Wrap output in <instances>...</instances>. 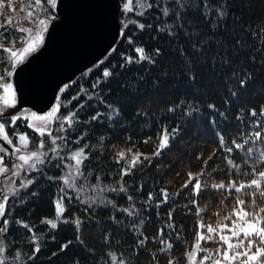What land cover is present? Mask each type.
Returning <instances> with one entry per match:
<instances>
[{"label":"trees","instance_id":"obj_1","mask_svg":"<svg viewBox=\"0 0 264 264\" xmlns=\"http://www.w3.org/2000/svg\"><path fill=\"white\" fill-rule=\"evenodd\" d=\"M21 1L27 9L24 0ZM225 3L231 15L215 31L209 28L199 12L185 17L189 32L192 28L199 29L201 36L210 41L199 54L192 52L190 44L198 42L200 37L189 39L183 31L170 37L166 32L157 31L158 25L174 22L173 16L166 18L162 15L164 6L174 8V5L158 2L151 9L144 10L140 17L139 21L145 25L143 30L138 24L127 26L114 51L68 85L61 95L60 115L76 112L78 122L61 132L60 135L67 138L61 143L68 151L89 145L85 150L89 160L82 166L85 176L79 182L91 189L97 184L109 189L101 192L107 194L106 200L89 207V203H82L81 199L66 198L62 220L67 222L58 223L57 229L42 223L55 218L56 201L62 195L60 189L64 188L60 180L48 179L60 177L64 168L63 161L50 157L39 167L41 171L32 174L35 183L21 189L6 206L4 218L10 224L2 236L7 256L5 264H112V254L122 256L127 264H169V260L174 264H187V252L191 250L197 232L208 235L206 228H199L198 223L202 222L199 218L203 217L205 222L222 218L236 202L238 194L234 191L217 190L210 185L221 181L227 184L229 180L248 182L253 178V166L264 169V162L258 161L257 157L247 159V148L264 150L263 141L249 142L244 149H236L231 143L233 139L242 143L257 130L264 134V126H257V121L264 125V116L248 114L253 108L259 113L264 105V54L255 51L258 38L244 31L249 26L257 30L264 27V0H225ZM0 19L2 22L4 17L0 16ZM0 32L8 37L7 40L0 38L2 43H10L15 34L12 27L0 29ZM237 35L248 42V48L234 54L231 48L235 44L233 37ZM216 41L220 42L219 46ZM181 46L187 60L180 55ZM136 47H144L154 56L156 63H133L121 68L125 57L137 56ZM156 48L161 50L159 56H155ZM225 55L230 59L229 64L221 63ZM253 56L255 60L251 59ZM213 57L217 58L214 60ZM1 69L0 65V72ZM105 69L112 71L113 75L104 78ZM234 69H247L254 77L245 89L237 90L236 96L229 91L230 87L236 90L229 78ZM97 80L101 83L93 89ZM81 104L83 108L79 107ZM189 104L199 111L186 115V111H190ZM208 104L216 105V110L209 109ZM170 107L174 111H168ZM240 109L244 110L243 122L235 119ZM220 111L225 113L223 118L217 114ZM96 113L102 115L91 120ZM176 127L180 131L170 146L160 156H154L163 129L171 131ZM217 133L225 136L224 147H233L231 154L221 147ZM81 136L84 138L74 143ZM122 148L148 155L151 160L132 168L131 174L124 176L123 181L121 166L116 162V153ZM209 156H212L211 160H208ZM225 156L240 165L239 172L227 164ZM205 160H208L207 165ZM202 169L203 191L193 195L195 180L187 188L183 185L188 181L189 172L196 175ZM245 172L249 175L245 176ZM121 183L127 188L126 192L110 190L113 187L118 189ZM161 189L168 193L167 202H164ZM149 193L153 194L151 201L148 200ZM129 195L133 197L131 201L127 199ZM244 199L251 201L248 196ZM257 199L264 206V201ZM131 205H135L138 214L128 216L122 211ZM198 207L203 209L199 216ZM169 212L172 213L171 220ZM141 220L144 224L138 232L136 228ZM17 221L29 225L32 231ZM169 224L172 227H168ZM161 229L162 236L158 235ZM33 236L38 238L40 251L31 259L35 246ZM144 237L148 239L139 245L138 241ZM160 240L166 243L161 244ZM65 244L67 248L61 251ZM167 244L172 248L161 251ZM209 244L217 245L219 241L202 245ZM202 253L197 255L200 257Z\"/></svg>","mask_w":264,"mask_h":264},{"label":"snow or ice","instance_id":"obj_2","mask_svg":"<svg viewBox=\"0 0 264 264\" xmlns=\"http://www.w3.org/2000/svg\"><path fill=\"white\" fill-rule=\"evenodd\" d=\"M27 12L25 13V9L21 8V13L25 14V18L29 23H32L35 28V33L33 35V28L25 29V28H16L15 32L22 33L23 35L20 37H16L15 39L10 40V43L15 45L17 42L23 43L24 47L20 49H16L13 51L10 48H4L3 43L0 42V49H3L5 52L10 53V57L12 58V71H8L6 74H0V81H7L9 77H12L15 72L17 66L22 64L24 60L27 58V55L35 53L38 51L39 47L44 43V34L48 31V28L52 21H54L57 17L51 13H49L48 18H39V12L36 11L37 8H40L42 12H48V8L44 7L45 0H24ZM58 0H46L47 5L51 7L54 11L57 7ZM140 7L147 11L153 7V4L149 2V0H137ZM130 3V0H129ZM129 3L124 5V10H129ZM172 4L174 8H170L169 6H164L162 9V15L164 17L173 16V23H164L163 26L158 25L157 31L166 32V34L170 37H176L178 35V31H183L185 36L191 39L192 36L200 37L198 42H194L190 44V48L193 53L199 54L203 47L208 46L210 41L204 39L201 36V32L199 29L192 28L191 32L187 30V26L184 22L185 17L192 13L195 14L199 12V14L203 17L204 21L209 24V28L213 31L222 27L224 25V21L226 17L230 16V11L226 10L227 6L225 0H217L216 3H213L212 0H172ZM12 6V0H8L7 7L10 8ZM140 15H144V11L140 12ZM0 16L4 17V20L0 22V29H6L12 23V18L6 16V6L3 3V0H0ZM141 30L145 28L144 24L138 25ZM124 27H127V23L124 24ZM147 27H151L148 25ZM244 31L249 32L253 38H258V47L255 51H260L264 54V27L257 29L245 28ZM123 32V29H122ZM0 38L7 40L8 37L4 36L2 32H0ZM235 44L232 46L231 50L234 54H238L240 51H245L248 48V42L246 40H242L239 35L233 37ZM131 42V40H130ZM219 46V41H216ZM114 51V49H113ZM137 56L134 58L132 56L125 57V64H121L120 67L124 68L126 64L133 63H143L147 62L150 64H155L156 60L154 56L146 51L144 47H136L134 49ZM180 55L187 60V56L185 55L184 49L181 46L179 49ZM155 56H159L161 50L156 48L154 50ZM217 57H213L215 60ZM252 60H255V56L251 57ZM221 63L229 64L230 59L225 55L221 59ZM113 75L112 71L109 69H105L103 72L104 78H109ZM230 80L234 82V86L236 90H233L232 87L229 88V91L232 96L237 95V90L242 91L245 89L249 81L254 79L253 74L249 72L247 69H234L230 74ZM101 81L97 80L92 88L96 89L99 87ZM68 85H65L61 88V92H64L67 89ZM0 90H2V94H0V138L4 142L7 143L12 149L11 153H9L7 148L0 146V175L11 172V177H19L21 173L25 175L30 174L31 172H39L41 169L38 167L40 165H44L45 162L49 158V153L52 154V159H59L63 161L65 157L60 155L61 145L58 144V141H66V137L63 135H54L53 129L51 125L58 124V128L55 131L57 132H66L69 128H72L75 123L78 122L77 113L70 112L66 116L58 115L60 111L61 105L59 104V97L57 98L58 102L53 108L42 115H38L36 112H31L30 117L25 115L24 112H20L18 114L10 115L8 117V121L6 122L3 118L6 114L7 109L15 108L17 104L16 93L14 91V85L11 82H3L0 83ZM83 91V90H82ZM73 99H77L74 97ZM80 108H83L84 105H79ZM179 107V105H177ZM207 107L212 110H216V105L208 104ZM190 111H186V115L191 116L193 112H198L199 109L188 105ZM168 111H174L173 108H169ZM243 109H240L235 116V119L243 122ZM221 118L225 116V113L220 111L217 113ZM252 117L264 116V105H262L259 109V113L256 109H250L249 113ZM102 113H96L91 117V120H97L100 118ZM20 119H24L28 121L27 127L32 129L34 133L39 137L38 143L32 139V137L28 133H19L17 134L15 131L11 133V136L16 137V143H13V139L10 137L8 133V129H15L17 121ZM215 123V120L212 121ZM67 125V128L65 127ZM257 126L261 125L260 121H257ZM180 131L179 127L172 128L169 131L167 128L163 129L162 134L159 137L158 146L153 153L154 156H160L162 151L170 146V142L176 138V134ZM219 137V143L224 151L231 154L233 151V147L236 149H244L245 145L249 142L255 144L257 141H264V134L261 131L257 130L249 134L248 139L244 140L242 143H237L235 139L231 141L233 147H224L225 146V136L217 133ZM45 137H48L52 147L46 148ZM84 137H79L74 143H79ZM151 139V138H149ZM148 141H145L147 143ZM30 146H34V150H29ZM89 147L88 144H84L82 147H79L73 150L70 155L66 157V159L74 161L73 164H66L65 167L68 171L58 177H48V179H59L63 182V184L68 188L77 191L80 193L84 190L83 185L79 187L76 184V181L85 176L84 171L82 170V166L85 164V161L89 160V154L85 151ZM128 152L131 153L132 150L128 149ZM12 155L15 157L17 162H13L11 164V168H9L5 163V157L8 155ZM141 153H134L131 156L130 161L128 162V167L121 169V181H123V177L130 175L132 168H134L138 163H142ZM215 155V153H213ZM125 156V152L121 151L118 153L119 159L117 162H120V159H123ZM253 157H257L258 161L264 162V150L257 148L248 147L247 148V159L251 160ZM199 158V157H198ZM212 156H209L208 160H211ZM143 160H147L149 163L151 162L148 156H143ZM208 160L204 161V164H208ZM225 160L232 169L239 172L240 165L236 164L233 159L229 156H225ZM59 167V165H57ZM212 171H215L213 169ZM211 175V172L208 173ZM245 176L249 175L248 172L244 173ZM251 175L253 178L248 182L229 180L227 184L221 181L219 183H212L210 185L213 189H224L228 192H235L238 195L235 197V204L232 207V210L224 215L220 220H218L213 226L212 224H206L203 221L199 224L200 229H205L208 235H204L201 232H197V242L195 245V252L189 253V258H193L199 252L206 253L201 258V264H204L205 261L211 260L212 264H264V206H261L258 203L259 198L261 201H264V169L258 170L255 166L252 167ZM201 176H204V170L202 169L199 174L193 175L191 172L188 173V181L183 185L184 188H187L189 184L195 180V184L193 185V195H199L201 191H203L204 185H202V181L200 179ZM9 178V184L14 185V181ZM99 179V177L97 178ZM35 183V178L31 179H22L19 184V188L15 186H4L0 187V220H2V226H0V234H6L8 231V227L10 221L5 217L6 215V206L11 198L19 195V191L21 189H26L30 185ZM93 191L104 192L108 191L104 187H101L99 184L92 186ZM111 191H120L126 192L127 188L123 183L120 184L119 188H111ZM62 195L56 201V215L54 219H46L42 221V223H46L50 226L51 229H57L58 223L67 222L62 220L63 214L66 211V207L64 205V200L67 198L71 200L72 197L68 195V192L65 191V188L60 189ZM161 194L163 195L164 202L168 200V193L165 189H161ZM32 195H36V193H32ZM245 196L251 197V201L246 202L244 199ZM77 199H81L80 195H77ZM129 201L133 199L131 195L127 197ZM153 199V194H148V200L151 201ZM82 203H89V207L93 204L97 203V197L90 196L87 201L81 199ZM99 203L103 204V197H99ZM108 203H112V201H108ZM193 204L196 203L195 200L192 201ZM124 213H127L128 216H133L138 214V210L135 208V205H131L130 207L124 208L122 210ZM203 211L201 208H197V215ZM169 220L172 218V213L169 212ZM235 217V218H234ZM113 221H116V217H112ZM225 221H230L231 224L224 223ZM17 223H21L23 227L27 228L30 232L32 231L31 227L27 224H23L21 221H17ZM77 225H79L80 221H76ZM140 224H143V220L140 221ZM135 228L136 225L134 224ZM168 227H172L171 224ZM227 232V234H224ZM158 235H163V230L161 229ZM107 239V237H105ZM147 237L138 241L139 245H143L147 240ZM222 242L221 246H218L215 250V254L211 252L207 248L201 247V242H210L213 240H217ZM38 238L33 236V254L31 259L35 258L36 253L40 251L39 243L37 242ZM70 243V242H69ZM161 244H165L164 240H160ZM226 245V247H223ZM67 244L61 246V251L67 248ZM172 248L171 244H167L165 249H161V251H166ZM135 250V249H134ZM6 251L4 248H0V253ZM17 258H19V253H17ZM112 264H127L125 259L121 257H117L114 254L111 255ZM0 264H5V261L0 259ZM169 264H174V261L169 260Z\"/></svg>","mask_w":264,"mask_h":264},{"label":"water","instance_id":"obj_3","mask_svg":"<svg viewBox=\"0 0 264 264\" xmlns=\"http://www.w3.org/2000/svg\"><path fill=\"white\" fill-rule=\"evenodd\" d=\"M119 0H58L40 50L13 74L16 109L43 113L60 88L101 60L119 36Z\"/></svg>","mask_w":264,"mask_h":264},{"label":"rangeland","instance_id":"obj_4","mask_svg":"<svg viewBox=\"0 0 264 264\" xmlns=\"http://www.w3.org/2000/svg\"><path fill=\"white\" fill-rule=\"evenodd\" d=\"M157 1L163 2L164 4L172 3V0H157ZM3 3L5 4V6H7V4H8V2H3ZM126 3H129V0H120V9H121L120 20H119V22H120V29L121 28H125L124 27V24L125 23H127V26L133 25V24H138L139 25V20L138 19L142 16V15H140V12L141 11H144V9H142L140 7V5L137 2V0H130L129 10L128 11H125L124 10V5ZM44 7L48 8V12H42L40 9H36V11L40 13V15L38 16V19L39 18H45V19L48 18L49 13L55 15L54 14V11L51 9V7L49 5H47L46 1L44 3ZM21 8H24L25 9V13L27 12V9L24 7V4H22V1L21 0H12V6L10 8H8V7L6 8V15L8 17H11L12 18V23L8 27H12L13 28V31L16 28H25V29L33 28V30H34L33 31V35H34V33H35L34 25L32 23H29L28 22V20L25 18V14H22L21 13ZM18 17L20 18V20H19ZM14 33L15 34L12 35V39H15L16 37H20V36L23 35L22 33L15 32V31H14ZM9 44L10 45L6 46L5 48H10L13 51H15L16 49H20V48L24 47V44L23 43H20V42H17L15 45H13L12 43H9ZM3 56L5 58L6 63H5V68L2 70L1 74H6L8 71H12V62L13 61H12V58L10 57V53L9 52H6ZM28 56L29 55H27V57ZM3 82H11L12 83V79H11V77H9L7 81H0V83H3ZM0 94H2V90H0ZM59 100H60L59 101V104H62L61 97H59ZM21 112H24L25 115H28L30 117L31 111H21ZM58 115H60V111H59ZM60 116H66V115H60ZM26 122L28 123V121H26ZM51 127L53 129L54 135H60L61 134V132L55 131L56 128H58V124H53V125H51ZM17 134H19V133H17ZM9 135L13 139V143L15 144L16 143V137L11 136V134H9ZM37 138H38L37 140L36 139H33V140L38 143L39 137H37ZM46 138L48 140L45 142L46 148L44 150H47V148L52 147L49 138L48 137H46ZM57 143L61 145V149H62L63 143H61V141H58ZM0 146H3L4 148H7V143L4 142L2 140V138H0ZM128 149H131V148H122V149L118 150L117 153H116V162H117V160L119 159L118 153L121 152V151H124L125 152L124 158L123 159H120V162L119 163L117 162L121 166V169L128 167V162L130 161L131 156L134 153H137L138 152V151H134L133 149H131L132 152L129 153L128 152ZM10 150L12 151V149H10ZM29 150H34V146H30ZM66 150L67 149L64 148V151L62 149L61 152H60V155L62 157H65V159L63 160L64 168H63V171H62V173H61L60 176L64 175L68 171V169L65 167L66 164H73L74 163V161H71V160L66 159V157L68 155H70V153L72 152V150H70V151H68V150L66 151ZM11 151H9V153H11ZM138 153H140V152H138ZM0 154H2V153H0ZM9 155L6 156L5 163H6V165L9 168H11V164L13 162H17L18 163V161L15 160V157L14 156L10 155V156H12L10 158ZM143 156H148V155L143 154L141 156V160L144 162L145 160H143ZM50 157L51 156H49L48 160L50 159ZM148 157H150V156H148ZM138 164H141V163H138ZM40 166H38V167H40ZM32 173H34V172H31L28 175H25L24 173H21V175L19 177H11V172H8L6 174H2V175H0V187H4V186L7 185L9 187L15 186V187L19 188L20 181L22 179H31L32 178V175H31ZM10 177H11V180L15 182L14 185L9 184V178ZM61 183H62L63 187L65 188V190L70 191V193L68 195L71 196V197H75L76 198L77 195H80V197H81L82 200L87 201L88 200V197L94 196V197H97V202L98 203H99V197H103V199L106 198V194H103V193L97 192V191H93V189H91V188L83 187L84 190L82 192H80V193H77V191H75V190L68 189L63 184L62 181H61ZM76 184L79 187L82 183H80L79 180H77L76 181ZM86 204H88V203H86ZM223 215L221 217H223ZM199 219H201V221H203L204 223L215 225L216 222L218 220H220L221 218H218L216 220L209 221V222H205L204 219H203V217H200ZM206 220H210V218H206ZM224 223L229 224V225L231 224L230 221L229 222H224ZM143 224H144V222H143ZM143 224L138 223L139 226H142ZM199 224H200V222L198 223V226H199ZM0 226H2V220H0ZM200 232L202 234H204V235H207L206 233H204L202 231H200ZM224 234H227V232H225ZM2 236H3V234H0V248H4L3 237ZM196 242H197V237H196L194 246L192 247V249L189 252H187V264H201V258L204 255H206V253H202V255L200 257L198 255H196L193 258H189V253H192V252H195L196 251V249H195ZM211 242L212 241H210V243ZM203 243L204 242L202 241L201 242V247L202 248L209 249L211 252H213V254H215L216 248L218 246H221L222 245V242H220L217 245L209 244L207 246H203L202 245ZM223 247H226V245H224ZM0 259L4 260L5 263L7 262V256L5 254V251L2 252V253H0ZM204 264H212V261L211 260L205 261ZM236 264H239V262H236Z\"/></svg>","mask_w":264,"mask_h":264}]
</instances>
